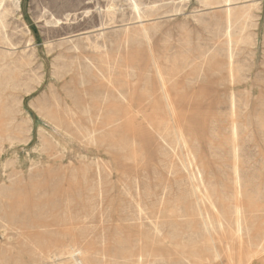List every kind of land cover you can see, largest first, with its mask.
<instances>
[{
	"label": "rangeland",
	"instance_id": "1",
	"mask_svg": "<svg viewBox=\"0 0 264 264\" xmlns=\"http://www.w3.org/2000/svg\"><path fill=\"white\" fill-rule=\"evenodd\" d=\"M136 1L5 3L0 264H260L264 0Z\"/></svg>",
	"mask_w": 264,
	"mask_h": 264
},
{
	"label": "bare ground",
	"instance_id": "2",
	"mask_svg": "<svg viewBox=\"0 0 264 264\" xmlns=\"http://www.w3.org/2000/svg\"><path fill=\"white\" fill-rule=\"evenodd\" d=\"M233 1H236V0H199V2L200 3H204L205 5H207V6H209V5H218V4H225L226 6H227V4H230V3H232ZM6 2H10V3H13L14 4V6L16 7V8H18L19 7V3H20V0H0V25H3V22H4V16H5V13L6 12H8V11H6V9H5V3ZM126 2L128 3V5H129V8L131 9V11L134 13V14H136V16H137V18L138 19H140L141 18V16H140V12H141V5L136 1V0H126ZM186 2H189V0H181V2L180 3H186ZM144 7V6H143ZM258 7V6H257ZM115 5H114V3L113 2H111L108 6H107V8H106V11H105V14L107 15V16H112V15H114V12H115ZM154 8V7H153ZM151 9V8H150ZM179 9V8H178ZM243 9H245V7H243ZM149 10V9H148ZM101 11V10H100ZM230 11H231V9L230 8H227V9H225V13H226V17H227V20L230 18ZM252 12V11H251ZM88 14V13H87ZM251 14V13H250ZM249 14V15H250ZM251 16H252V14H251ZM248 17V16H247ZM112 21V20H111ZM246 22V21H245ZM142 24V23H141ZM143 28V27H142ZM244 30V29H243ZM242 30V31H243ZM145 31V30H144ZM248 32V31H247ZM250 32V31H249ZM144 34V33H143ZM252 36V35H251ZM250 36H247V39L249 38ZM227 39V38H226ZM232 39V38H231ZM244 40H246V37H245V39ZM236 47V46H235ZM95 49H96V47H94ZM229 48V47H228ZM229 50V49H228ZM230 55V54H229ZM77 58H79L78 56H77ZM92 64V63H91ZM95 64H97V63H95ZM156 64V63H155ZM230 64V63H229ZM107 65V64H106ZM76 66V65H75ZM93 65H91V67H92ZM98 66V65H97ZM104 66V65H103ZM219 66V65H218ZM156 67V66H155ZM105 68V67H104ZM65 69V68H64ZM68 69V68H67ZM66 69V70H67ZM94 69V68H93ZM101 69V68H100ZM107 69V68H106ZM109 69V68H108ZM69 70H70V68H69ZM103 70V69H102ZM108 71V70H107ZM65 72V71H64ZM67 72H69V71H67ZM71 72H73V71H71ZM80 72V71H79ZM79 72H76V73H79ZM105 72V71H104ZM70 73V72H69ZM98 73H99V71H98ZM102 73V72H101ZM108 73V72H107ZM66 74V73H65ZM103 74V73H102ZM64 75V74H63ZM63 75L61 76V77H63ZM69 75V74H68ZM71 75V74H70ZM75 75V74H74ZM105 75V74H104ZM65 76V75H64ZM78 76V75H77ZM82 76V75H81ZM99 76V75H98ZM162 76V75H161ZM60 77V78H61ZM75 77V76H74ZM80 77V76H79ZM110 77V76H109ZM66 78V77H65ZM76 78H78V77H76ZM105 78V77H104ZM62 79H64V78H62ZM69 79V78H68ZM231 79H232V75H231ZM60 80V79H59ZM70 80V79H69ZM82 80H83V78H82ZM71 81V80H70ZM107 82V81H106ZM163 82V81H162ZM66 83V82H65ZM72 83V82H71ZM70 83V84H71ZM83 83V82H82ZM69 84V83H68ZM77 84V83H76ZM108 84H110V83H108ZM148 84V83H147ZM122 85V84H121ZM162 85H163V83H162ZM109 86V85H108ZM123 86V85H122ZM64 87V86H63ZM82 87V86H81ZM85 87V86H84ZM96 87V86H95ZM164 88V87H163ZM65 89V88H64ZM105 89V88H104ZM103 89V90H104ZM108 89V88H107ZM110 89V88H109ZM109 89H108V91H109ZM165 89V88H164ZM72 90V89H71ZM93 90H95V89H93ZM127 90V89H126ZM57 91V90H56ZM60 91V90H59ZM61 91H62V89H61ZM60 91V92H61ZM67 91H70V89H68ZM67 91H65V92H67ZM73 91V90H72ZM84 91V90H83ZM96 91V90H95ZM101 91V90H100ZM108 91H106V92H108ZM117 91V90H116ZM149 90L147 89V92H148ZM77 91H75V93H76ZM85 92V91H84ZM97 92H99V91H97ZM125 92V91H124ZM88 93V95H89V92H87ZM87 93H86V95H87ZM91 93H92V91H91ZM90 93V94H91ZM95 93V92H94ZM116 93V92H115ZM107 94V93H106ZM128 94V93H127ZM149 94V93H148ZM165 94V96H166V93H164ZM65 95H66V93H65ZM81 95V94H80ZM92 95V94H91ZM96 95V94H95ZM109 95V94H108ZM142 95H143V93H142ZM84 96V95H83ZM113 96V95H112ZM111 96V97H112ZM118 96H119V94H118ZM123 96H124V94H123ZM127 96V95H126ZM86 97H88V96H86ZM101 98H102V96H100ZM104 97H105V94H104ZM146 97V96H145ZM232 97V96H231ZM54 100H55V98L54 97H52ZM60 98H61V95H60ZM64 98V97H63ZM91 98H94V97H91ZM101 98H100V100H101ZM113 98H115V97H113ZM143 98V97H142ZM105 99V98H104ZM107 99V98H106ZM109 99V98H108ZM145 99H147V98H145ZM61 100V99H60ZM80 100V99H79ZM82 100V99H81ZM86 100V99H85ZM96 100V99H95ZM94 100V102H96ZM102 100H103V98H102ZM111 100V99H110ZM119 100V99H118ZM148 100V99H147ZM87 101V100H86ZM99 101V100H98ZM51 102V101H50ZM55 102V101H54ZM62 102V101H61ZM81 102V101H80ZM87 102H89V101H87ZM101 102V101H100ZM114 102V101H113ZM120 102V101H119ZM126 102V101H125ZM101 103H103V102H101ZM57 104V103H56ZM69 104V103H68ZM87 104V103H86ZM85 104V105H86ZM107 105L109 104V102L108 103H106ZM51 105V104H50ZM63 105H65V104H63ZM88 105H90V103L88 104ZM111 105H114L113 103L111 104ZM110 105V106H111ZM129 105V104H128ZM92 106V105H91ZM94 106V105H93ZM53 106L51 105V108H52ZM58 107V106H57ZM103 107H104V105H103ZM118 107V106H117ZM117 107H116V109H117ZM46 108V107H45ZM44 108V109H45ZM61 108V107H60ZM66 108H67V105H66ZM87 108V107H86ZM89 108H90V106H89ZM111 108V107H110ZM119 108V107H118ZM42 109H43V107H42ZM44 109H43V111H44ZM47 109V108H46ZM70 108H68V110H69ZM95 109V108H94ZM104 109V108H103ZM47 110H49V109H47ZM59 110V109H58ZM74 110V109H73ZM89 110V109H88ZM107 110H108V108H107ZM106 110V111H107ZM124 110V109H123ZM131 110V109H130ZM57 111V110H56ZM55 111V112H56ZM60 111V110H59ZM91 111V110H90ZM110 111V110H109ZM114 111V110H113ZM113 111H110V112H113ZM126 111V110H125ZM144 111V110H143ZM142 111V112H143ZM42 112V111H41ZM51 112H54V111H51ZM70 112V111H69ZM74 112V111H73ZM86 112V111H85ZM89 112V111H88ZM97 112V111H96ZM99 112H101V109H100V111ZM109 112V113H110ZM115 112V111H114ZM47 113V112H46ZM98 113V112H97ZM107 113V112H106ZM105 113V114H106ZM127 113V112H126ZM132 113H133V111H132ZM79 114V113H78ZM95 114V113H94ZM104 114V113H103ZM125 114V113H124ZM134 114V113H133ZM55 115H56V113H55ZM54 115V116H55ZM58 115V114H57ZM62 115V114H61ZM69 115V114H68ZM77 115V114H76ZM86 115H87V112H86ZM96 115V114H95ZM99 115V114H98ZM109 115V114H108ZM108 115H106V116H108ZM110 115H111V113H110ZM113 115V114H112ZM129 115V114H128ZM49 116V115H48ZM53 116V117H54ZM60 116V115H59ZM63 116H65V115H63ZM85 116V115H84ZM83 116V117H84ZM93 116V115H92ZM106 116H104V117H106ZM114 116V115H113ZM52 117V118H53ZM62 117V116H61ZM73 117V116H72ZM74 117H76V116H74ZM100 117V116H99ZM103 117V116H102ZM103 117V118H104ZM112 117V116H111ZM126 117H128V116H126ZM125 117V118H126ZM131 117H132V115H131ZM45 118V117H44ZM65 118V117H64ZM93 118V120H94V117H92ZM96 118H97V116H96ZM95 118V119H96ZM47 119V118H46ZM55 119V118H54ZM62 119V118H61ZM88 119V118H87ZM89 119H90V117H89ZM106 119V118H105ZM108 119V118H107ZM109 119H110V116H109ZM108 119V120H109ZM113 119V118H112ZM112 119H110V121H112ZM129 119V118H128ZM134 119V118H133ZM53 120V119H52ZM64 121H66L65 119H63ZM68 120H70L69 118H68ZM91 120V119H90ZM101 120H103V119H101ZM107 120V121H108ZM118 120H119V118H118ZM130 120V119H129ZM132 120V119H131ZM131 120L129 121L130 123H131ZM144 120V119H143ZM2 121V120H1ZM54 121V120H53ZM59 121H60V119H59ZM87 121V120H86ZM92 121V120H91ZM95 121V120H94ZM97 121V120H96ZM104 121H106V120H104ZM117 121V120H116ZM126 121V120H125ZM165 121V120H164ZM88 122V121H87ZM109 122V121H108ZM113 122V121H112ZM121 122V121H120ZM148 122V121H147ZM166 122V121H165ZM60 123V122H59ZM63 123V122H62ZM62 123H60V124H62ZM71 124H73L72 122H70ZM98 123V122H97ZM111 123V122H110ZM114 123H115V120H114ZM126 123V122H125ZM127 123H128V121H127ZM126 123V124H127ZM167 123V122H166ZM69 124V123H68ZM104 124V123H103ZM112 124V123H111ZM120 124V123H119ZM132 124H133V122H132ZM131 124V125H132ZM149 124V123H148ZM102 125V124H101ZM106 125V124H105ZM110 125V124H109ZM113 125V124H112ZM115 125V124H114ZM168 125V124H167ZM63 126V125H62ZM111 126V125H110ZM127 126H129V125H127ZM69 127H70V125H69ZM72 127H73V125H72ZM71 127V128H72ZM107 127V126H106ZM111 127H113V126H111ZM117 127H118V125H117ZM130 127V126H129ZM65 128V127H64ZM105 128V127H104ZM114 128V127H113ZM29 129V128H28ZM59 129H62V128H59ZM70 129V128H69ZM74 129V128H73ZM108 129V128H107ZM31 130V129H30ZM65 130V129H64ZM68 130V129H67ZM66 130V131H67ZM115 130H116V128H115ZM119 130V129H118ZM158 130V129H157ZM29 131V130H28ZM79 131V130H78ZM88 131V130H87ZM96 131V130H95ZM107 132H108V130H106ZM160 131V130H159ZM158 131V132H159ZM170 131H172V130H170ZM175 131V130H174ZM21 132V131H20ZM30 132V131H29ZM105 132V131H104ZM161 132V131H160ZM83 133V132H82ZM172 133V132H171ZM175 133V132H174ZM75 134H77V133H75ZM84 134V133H83ZM92 134H93V131H92ZM95 134V133H94ZM114 134H115V131H114ZM176 134V133H175ZM68 135H73V134H71V132H70V134H68ZM80 135H82L81 133H80ZM98 135V134H97ZM173 135V134H172ZM76 136V135H75ZM82 136H84V135H82ZM86 136H88V135H86ZM85 136V137H86ZM116 136V135H115ZM180 136V135H179ZM182 136V135H181ZM84 137V138H85ZM92 136H90L89 138H91ZM99 137V136H98ZM113 137V136H112ZM183 137V136H182ZM81 138H83V137H81ZM93 138V137H92ZM91 138V139H92ZM97 138V137H96ZM95 138V139H96ZM111 138V137H110ZM15 139V138H14ZM48 139V138H47ZM86 139V138H85ZM101 139V138H100ZM122 139H124V138H122ZM175 139H177V138H175ZM184 139V138H183ZM233 139V138H232ZM28 140H29V138H28ZM40 140V139H39ZM83 140V139H82ZM90 140V139H89ZM97 140V139H96ZM99 140V139H98ZM12 141V140H11ZM42 141V140H41ZM52 141V140H51ZM84 141V140H83ZM101 141V140H100ZM109 141V140H108ZM111 141V140H110ZM114 141V140H113ZM116 141V140H115ZM178 141H180V140H178ZM185 141V140H184ZM95 142H99V141H95ZM125 142V141H124ZM123 142V143H124ZM96 143V144H97ZM106 143H108L107 141H106ZM110 143V142H109ZM108 143V144H109ZM112 143V142H111ZM114 143H116V142H114ZM121 143V142H120ZM234 143H235V141H234ZM42 144V143H41ZM102 144V143H101ZM52 145H53V143H52ZM103 145V144H102ZM104 145H106V144H104ZM117 145V144H116ZM108 146H110V145H108ZM112 146V145H111ZM114 146V145H113ZM125 147V146H124ZM105 148V147H104ZM53 149V148H52ZM111 149V148H110ZM116 149V148H115ZM125 149V148H124ZM128 149V148H127ZM118 150V149H117ZM121 150H123V148L121 149ZM120 150V151H121ZM110 151V150H109ZM108 151V152H109ZM112 151V150H111ZM110 151V152H111ZM4 152V151H3ZM123 152H124V150H123ZM1 154V153H0ZM128 154V153H127ZM2 155V154H1ZM130 155V154H129ZM130 157V156H129ZM4 165H5V163H4ZM4 169V168H3ZM7 169V168H6ZM9 169V168H8ZM10 169H11V166H10ZM9 169V170H10ZM13 169V168H12ZM11 169V170H12ZM19 169V168H18ZM15 170V169H14ZM8 171V170H7ZM13 171V170H12ZM11 171V172H12ZM3 172H5V171H3ZM14 173V172H13ZM6 174V173H5ZM4 175V174H3ZM12 175V174H11ZM16 175V174H15ZM5 176V175H4ZM14 178V177H13ZM18 178V177H17ZM21 178H23V177H21ZM29 178V177H28ZM9 179V178H8ZM15 180H16V178H15ZM20 180V179H19ZM24 180V179H23ZM14 181V180H13ZM23 182V181H22ZM18 184V183H17ZM14 186V185H13ZM22 186V185H21ZM16 187V186H15ZM24 188H25V186H23ZM197 187V186H196ZM21 188V187H20ZM19 188V189H20ZM26 189V188H25ZM196 189V188H195ZM194 189V190H195ZM27 190V189H26ZM22 191H24L23 189H22ZM197 191V190H196ZM16 192V191H15ZM17 192H19L20 193V191H17ZM194 192V191H193ZM237 193V191L235 192V194ZM21 194V193H20ZM198 198H200V197H198ZM7 199V198H6ZM9 199V198H8ZM8 199H7V201H8ZM14 200H18V199H14ZM66 202H69V201H66ZM10 203H12V202H10ZM12 204H14V203H12ZM12 204H10V206H12ZM203 204V203H202ZM66 205H68V204H66ZM9 206V207H10ZM1 207V206H0ZM18 207V206H17ZM16 207V208H17ZM36 208V207H35ZM212 208H213V206H212ZM12 209H13V207H12ZM12 209H10V210H12ZM15 209V208H14ZM214 209V208H213ZM237 209V208H236ZM66 210H67V208H66ZM3 211V210H2ZM5 211V210H4ZM13 211V210H12ZM17 211H19V210H17ZM14 212H15V210H14ZM14 212H11V214L13 213V214H16V213H14ZM235 213H237V210H235ZM7 214H8V212H7ZM7 214H6V216H5V218L7 217ZM20 215V214H19ZM66 215V214H65ZM10 216V215H9ZM12 216V215H11ZM3 217V216H2ZM4 218V219H5ZM236 218H237V215H236ZM1 219V218H0ZM7 219V218H6ZM53 219V218H52ZM28 220V219H27ZM69 221H70V219H68ZM1 221V220H0ZM4 221V220H3ZM30 221V220H29ZM10 222V221H9ZM27 222V221H26ZM46 222V221H45ZM61 222V221H60ZM59 222V223H60ZM67 222V221H66ZM65 222V223H66ZM65 223H64V225H65ZM70 223V222H69ZM5 224V223H4ZM8 224V223H7ZM62 224V223H61ZM95 224V223H94ZM47 225V224H46ZM63 225V224H62ZM10 226V225H9ZM8 226V227H9ZM37 226V225H36ZM38 226H40V225H38ZM37 226V227H38ZM66 226V225H65ZM64 226V227H65ZM75 226V225H74ZM41 227V226H40ZM238 227V226H237ZM17 228V227H16ZM68 228V227H67ZM65 229V228H64ZM69 229V228H68ZM67 229V230H68ZM44 230V229H43ZM240 230V229H239ZM237 233L239 232L238 230L236 231ZM63 233V232H62ZM65 233V232H64ZM66 233H68V232H66ZM44 234V233H43ZM61 234V233H60ZM64 236V235H63ZM235 236V235H234ZM4 237H6V236H4ZM9 238V237H8ZM8 238H6V239H8ZM74 238H76V237H74ZM73 238V239H74ZM209 238H210V236H209ZM238 238H239V236H238ZM214 241V240H213ZM75 242V241H74ZM84 242V241H83ZM75 244H76V242H75ZM214 244H216V243H214ZM259 245H261V244H259ZM210 246V245H209ZM55 247V246H54ZM60 247V246H59ZM62 247V246H61ZM75 248V247H74ZM74 248H69V250L67 251V255H71L72 257H74L75 255V253H77L78 252V250L77 249H74ZM196 248V247H195ZM193 249V248H192ZM67 250V249H66ZM185 250V249H184ZM188 250V249H187ZM218 250V249H217ZM53 251V250H52ZM58 251V250H57ZM62 251V250H61ZM223 251V250H222ZM63 252V251H62ZM61 252V253H62ZM189 252V251H188ZM211 252V251H210ZM223 253V252H222ZM221 253V254H222ZM254 253V252H253ZM60 254V253H59ZM64 254V253H63ZM213 254V253H212ZM62 255V254H61ZM65 255V254H64ZM199 255V254H198ZM253 255V254H252ZM192 256L194 257V258H196L197 257V255L196 254H193L192 253ZM48 257V256H47ZM51 256H49V258H50ZM140 257V256H139ZM182 257V256H181ZM220 256H219V254L217 253V252H214V258L215 259H217V258H219ZM255 257V256H254ZM256 257H258V261L260 262V264H264V248H261L260 249V251H258L257 252V256ZM255 257V258H256ZM197 259V258H196ZM251 259V258H250ZM140 260V259H139ZM193 264H203L202 262H199V263H196V262H194Z\"/></svg>",
	"mask_w": 264,
	"mask_h": 264
}]
</instances>
